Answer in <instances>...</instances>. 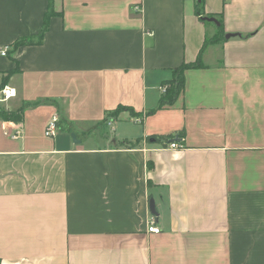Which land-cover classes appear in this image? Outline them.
<instances>
[{
	"label": "crops",
	"instance_id": "crops-1",
	"mask_svg": "<svg viewBox=\"0 0 264 264\" xmlns=\"http://www.w3.org/2000/svg\"><path fill=\"white\" fill-rule=\"evenodd\" d=\"M52 5L42 42L12 51L48 0H0V82L17 92L2 105L24 106L0 119V264H264V0ZM219 17L239 35L202 49ZM201 49L173 103L146 115ZM118 105L134 114L107 119Z\"/></svg>",
	"mask_w": 264,
	"mask_h": 264
},
{
	"label": "trees",
	"instance_id": "trees-1",
	"mask_svg": "<svg viewBox=\"0 0 264 264\" xmlns=\"http://www.w3.org/2000/svg\"><path fill=\"white\" fill-rule=\"evenodd\" d=\"M201 2L202 1H197L196 9H195L196 13L199 17H203L202 16V10H201ZM53 13H54V11H53L52 0H48V8L44 14L42 27H41L40 31L33 36H25V37L18 38L15 42H13L12 51H15V49L20 45L41 43L43 36L48 29L49 19L53 15ZM208 16H213V15L210 14ZM218 22H219V24H218L216 33L212 37L207 38L205 40L202 49L208 44L217 43V42H220L224 39L222 20L220 17L218 18ZM202 49L200 50L198 57L195 61L189 62V63H186V62L182 63L180 66L176 67L173 70L174 75H173L172 79L169 80L168 82L164 83V85H166V89L164 92H161L162 94H161L158 105L155 108H151V109L147 110L145 112L146 115L153 113L156 108H160L164 105H171L173 103L176 96L183 89L184 71L188 68H195V67H202L203 66L202 60H201ZM16 69H17V67L9 70L6 73V76L4 78H6L9 75H11L12 73H14L16 71ZM4 85H5L4 79H2V82H0V87H2ZM23 107L24 106H20L18 109L10 110V109H6L2 104H0V119L1 120H11V121H15V122L21 121L23 118V116H22ZM122 110H128V111H130L131 114H134V111L129 106L118 105L114 110L110 111L108 113V115L109 116H112V115L116 116ZM172 139H175V138L174 137L169 138V140H172ZM137 143H138V141H128V140L123 141V145H128V146H134Z\"/></svg>",
	"mask_w": 264,
	"mask_h": 264
},
{
	"label": "built area",
	"instance_id": "built-area-1",
	"mask_svg": "<svg viewBox=\"0 0 264 264\" xmlns=\"http://www.w3.org/2000/svg\"><path fill=\"white\" fill-rule=\"evenodd\" d=\"M7 49H8L7 47L0 48L1 55H6ZM165 89H166V86H163L161 88L162 92H164ZM16 93H17L16 89L14 87L9 86V85H4V86L0 87V104H4L9 99L15 97ZM108 125L112 126V123L108 122ZM58 129H59L58 128V117L56 115H53L45 124L43 133L47 137H54L56 135ZM111 130H112V128H111ZM19 134H20V131L16 130L11 135V137L17 138L19 136ZM168 147L170 149H179V148H182L183 146H182V144L178 143L175 139H173L168 143ZM146 230L149 233H159L160 228L157 226L154 218L149 219Z\"/></svg>",
	"mask_w": 264,
	"mask_h": 264
},
{
	"label": "rangeland",
	"instance_id": "rangeland-1",
	"mask_svg": "<svg viewBox=\"0 0 264 264\" xmlns=\"http://www.w3.org/2000/svg\"><path fill=\"white\" fill-rule=\"evenodd\" d=\"M107 119H111V116H108ZM110 127L111 126L101 125L99 127V129L94 132L95 135H93V137H94L93 139L96 140V142L98 143V142H100L99 141L100 135H98V134H104V136H106V135L111 136L112 134H114V132L110 130Z\"/></svg>",
	"mask_w": 264,
	"mask_h": 264
},
{
	"label": "water",
	"instance_id": "water-1",
	"mask_svg": "<svg viewBox=\"0 0 264 264\" xmlns=\"http://www.w3.org/2000/svg\"><path fill=\"white\" fill-rule=\"evenodd\" d=\"M205 19H210V20H213L214 21L213 18H207L206 17ZM235 35H239V34H236V33H226L224 35V37L225 38H229V37H232V36H235ZM71 138H72L73 142H75V143H78L80 141L79 139H77V136H76L75 132H71ZM150 208H151L152 213L153 214H156V212L153 209V202L152 201H151V204H150Z\"/></svg>",
	"mask_w": 264,
	"mask_h": 264
}]
</instances>
